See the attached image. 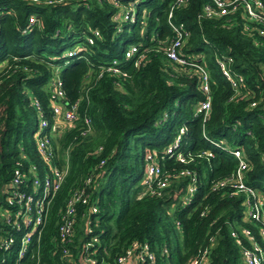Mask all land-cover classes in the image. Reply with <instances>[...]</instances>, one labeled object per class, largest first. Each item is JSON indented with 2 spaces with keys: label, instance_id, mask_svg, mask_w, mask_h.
<instances>
[{
  "label": "trees",
  "instance_id": "obj_1",
  "mask_svg": "<svg viewBox=\"0 0 264 264\" xmlns=\"http://www.w3.org/2000/svg\"><path fill=\"white\" fill-rule=\"evenodd\" d=\"M117 1L41 5L0 0V186L8 181L20 148L26 157L23 166L33 163L38 173L44 167L34 147L37 110L31 99L38 100L47 130L53 121L51 79L59 78L65 101L77 100V118L67 123L57 117L55 131L49 133L54 163L60 167L66 156L67 167L39 239L20 260L10 253L4 264H63L62 247L76 256L79 238L89 234L97 235L96 264H119L115 258L132 240L149 244L152 264H189L204 246L208 264H242L230 230L247 227L257 237L256 230L242 217L240 196L209 188L211 180L227 176L237 164L232 154L211 141L241 150L247 163L244 181L264 199V36L255 29L260 24L239 10L204 17L201 7L207 0H132L134 18L117 21L114 14L129 0ZM171 4L170 21L181 22L188 34L179 55L208 71L211 99L204 119L193 114V105L204 98L197 75L165 55L172 37L166 17ZM30 13L36 16L32 23L27 21ZM93 29L98 34L88 43ZM131 45L136 50L125 58ZM220 56L231 57L230 71L243 79L236 94L220 72L215 60ZM113 59L115 73L106 71ZM84 117L90 131L81 134ZM179 126L184 129L177 146L171 155L162 153ZM203 149L213 155L204 156ZM178 150L194 156L193 161H177ZM148 152L169 179L161 195L142 194L139 180ZM183 166L197 179L186 203L180 196L189 178L173 175ZM81 186L90 190L97 211L88 213L86 205L76 204L74 236L64 244L57 232L58 213L70 191ZM82 210L96 221L86 235Z\"/></svg>",
  "mask_w": 264,
  "mask_h": 264
},
{
  "label": "built area",
  "instance_id": "obj_2",
  "mask_svg": "<svg viewBox=\"0 0 264 264\" xmlns=\"http://www.w3.org/2000/svg\"><path fill=\"white\" fill-rule=\"evenodd\" d=\"M33 4L51 5L64 2L67 0H25ZM85 1V0H84ZM115 5H118L117 0H111ZM185 0H174L175 4H181ZM172 6H169L166 17L170 26L172 37L165 47V55L179 64H187L198 77V87L204 94V98L193 105V114H201L204 119L210 107V93L208 83V71L202 64L194 60L186 59L179 55L178 49L187 37V31L181 22L175 23L170 21ZM239 10L240 15L260 25H256L257 33L264 36V8L261 0H207L202 4L201 15L204 17H221L231 14ZM115 20H125L134 18V2L128 1L127 5L122 6L117 13L114 14ZM35 14L27 15L28 23L34 22ZM98 34L97 30L93 29L91 34L86 38L88 43L92 42V37ZM136 47L129 46L124 51V57H129ZM67 54H72L68 50ZM221 74L228 81L233 92L236 94L239 84L243 79L238 74H233L229 69L231 57H216L215 58ZM0 62V67L3 65ZM116 61L113 59L106 67V71L115 73L118 69L114 66ZM49 99L50 113L53 119L50 129L47 130L48 120L43 115L37 99L32 98L31 103L37 110L36 127L33 132L34 147L38 156L44 164L41 173H38L37 167L33 163H28L23 166L22 159H25V153L21 151L18 158L14 160V166L9 172L8 181L0 186V264H4L5 257L13 253L15 260H20L27 252L28 246L32 241L39 239L41 229L43 228L48 211L50 210L51 201L58 189L63 176L66 172L67 162L66 156L64 163L59 167L54 163V150L50 142L49 133L55 131L56 118L60 117L67 123L73 122L77 118V100L68 102L64 100V93L61 88V83L58 77H53L49 83ZM254 101H250L249 105H254ZM85 127L80 131L81 134H86L90 131V123L87 117H84ZM184 127L179 126L177 133L172 138L171 142L166 144L162 153L171 155L173 149L177 146L180 134ZM211 141V144L220 146L225 152L232 154L237 159L236 167L222 178L211 180L210 189H221L226 192L227 196L238 195L242 201V217L250 221L256 230L257 237H254L250 228L241 227L237 231L232 228L230 235L235 239L238 245L239 257L242 264H264V207L263 194L246 184L244 181V170L247 166L244 155L237 147H230L226 144ZM99 148V147H98ZM201 153L210 157L213 155L210 149H203ZM193 157L185 155L182 151H176L174 158L182 163L192 162ZM103 163L101 159L99 165ZM176 177L188 176V182L184 186V192L180 196L182 202L186 203L190 200L193 192L196 189V176L194 171L183 166L173 173ZM90 176L84 181L88 184ZM167 175L163 174L155 155L148 152L145 155V165L143 174L139 180L142 186V194L161 195L163 189L168 184ZM90 190L85 186L75 187L70 191L64 206L58 213L57 232L62 243L66 244L72 241L74 236L76 222V204L86 205L88 213L97 211V203L94 199L89 200ZM203 211H201L202 213ZM81 215L83 219V233L89 234L92 231V225L96 221L89 215H85L83 210ZM241 238L246 239L243 243ZM211 240L212 237H209ZM95 242L97 235L89 234L88 238H79L76 256L70 253V248L62 247L60 257L64 261L63 264H96ZM16 244L15 249L12 245ZM34 254H30L32 257ZM119 264H135L136 262H147L152 264L154 261V252L149 247L147 242L132 240L130 244L115 258ZM189 264H208V248L206 246L199 248L197 252L190 258Z\"/></svg>",
  "mask_w": 264,
  "mask_h": 264
},
{
  "label": "rangeland",
  "instance_id": "obj_3",
  "mask_svg": "<svg viewBox=\"0 0 264 264\" xmlns=\"http://www.w3.org/2000/svg\"><path fill=\"white\" fill-rule=\"evenodd\" d=\"M60 124H63V122H61ZM59 125V124H58Z\"/></svg>",
  "mask_w": 264,
  "mask_h": 264
}]
</instances>
